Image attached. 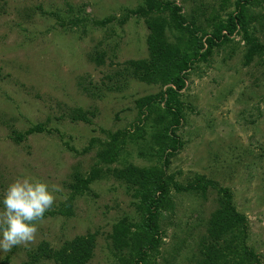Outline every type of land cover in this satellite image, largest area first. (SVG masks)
<instances>
[{"label": "rangeland", "instance_id": "374dc122", "mask_svg": "<svg viewBox=\"0 0 264 264\" xmlns=\"http://www.w3.org/2000/svg\"><path fill=\"white\" fill-rule=\"evenodd\" d=\"M163 1L196 18L203 42L235 13L236 2ZM144 5L0 0V195L24 174L59 189L34 241L0 253V264H60L46 259L44 246L59 252L90 237L94 251L87 264H205L201 243L212 215L227 201L226 190L248 228L224 249L231 252L226 261L244 264L246 244L264 264V3L250 5L246 14L249 40L262 55L248 58L250 45L238 27L205 61L192 62L177 95L181 110L165 93L169 86L158 78L148 82L131 67L149 58L145 19L129 14ZM179 36L176 30L166 34L173 43ZM168 112L177 117L163 119ZM176 118L175 137L168 134L179 146L167 158L154 137ZM117 133L119 156L104 164L102 147ZM128 165L157 167L173 179L157 245L142 237L146 210L136 189L111 173ZM94 170L98 178L89 190H76ZM202 178L218 188L203 189ZM175 184L186 191L177 192ZM118 225L131 239L125 245L112 239Z\"/></svg>", "mask_w": 264, "mask_h": 264}, {"label": "trees", "instance_id": "16d2710c", "mask_svg": "<svg viewBox=\"0 0 264 264\" xmlns=\"http://www.w3.org/2000/svg\"><path fill=\"white\" fill-rule=\"evenodd\" d=\"M204 3V0H200ZM230 2V0H224ZM260 1V2H259ZM264 3V0H236L235 13L231 14L226 23H217L214 26V34L207 38L205 42L198 36V29L195 23V17L189 19L182 16V8L178 7L175 3L166 2L163 0H145V5L136 11H131L129 14H135L143 17L149 31V37L147 40V46L149 51V58L147 61L140 63L133 62L131 67L135 72H142L143 79L148 82H154L156 78L160 79L163 87H168L166 94L170 95V101L172 104H176L175 108H179L181 102L177 95L179 91H182L186 86V80L189 78V70H191L192 62L205 61L210 55L211 51L216 47H221L230 41V38L241 27L245 33V38L250 45V54L248 58H252L254 55L260 54L262 47L258 44L252 43L248 37L247 29V8L251 5L257 6ZM168 15V16H167ZM167 17V18H166ZM110 19L104 21L106 24ZM176 30L179 37L175 39V42H170L166 38L167 31ZM223 32H227L228 35H224ZM187 33L186 42L182 40L183 34ZM206 49V50H205ZM264 65V60H263ZM164 96H161L163 100ZM159 100V97L148 99V104L152 105ZM169 107V106H168ZM170 114V115H169ZM170 117H177L176 115L168 112L167 116L163 119ZM86 119V118H84ZM180 121L176 118L174 122H167V126L161 128L160 135H156L154 138L156 144L160 147L163 154L167 158L173 156L178 150L179 142L173 140L169 131L175 137V126L179 125ZM121 135L116 134L112 137L109 143H105L102 147L103 151L100 154L99 160L104 164H111L110 157L115 154L117 158L119 156L120 149H118V142ZM19 140L22 136L19 135ZM169 141H172L169 143ZM168 165V162H166ZM119 181H124L132 185L136 189L135 197L140 200V208H144L145 224L144 232L142 236L147 243L152 246L157 245L161 236V224L160 220L163 211L168 210L170 203H167L170 199L172 178H169L161 169L157 167L151 168H137L132 165H128L121 170L114 169L112 172ZM98 178V170H94L89 179L79 180L81 183L76 190H89V186ZM201 187L206 189L218 188L217 183L202 178ZM177 192L186 191V188L175 184ZM200 187V188H201ZM80 188V189H79ZM190 189H193L191 187ZM225 191V190H223ZM227 201H223L216 212L212 215L207 224L206 236L201 243V258L205 264H230V260L226 261L231 254L230 250H224L228 248L231 242L237 243V232L247 231V219L242 214L238 213L234 204L232 195L226 190ZM205 194V192H204ZM163 210V211H162ZM140 237V236H139ZM115 244L125 245L128 240V231L124 230L121 225L115 228L113 238ZM141 238H132V242H139ZM229 239V241L227 240ZM142 240V239H141ZM144 240V241H145ZM117 248V246L115 245ZM245 247V261L244 264H261L259 257L250 249ZM46 248V259L58 261L60 264H87L93 256L94 240L90 238H78L74 242L67 245L63 250L59 252L51 251ZM225 252V253H224ZM39 257H33L34 261L38 262ZM233 263V262H232ZM234 262L233 264H236Z\"/></svg>", "mask_w": 264, "mask_h": 264}, {"label": "clouds", "instance_id": "9594fccd", "mask_svg": "<svg viewBox=\"0 0 264 264\" xmlns=\"http://www.w3.org/2000/svg\"><path fill=\"white\" fill-rule=\"evenodd\" d=\"M57 191L30 174L7 186L0 195V253L34 241L38 222L53 206Z\"/></svg>", "mask_w": 264, "mask_h": 264}]
</instances>
